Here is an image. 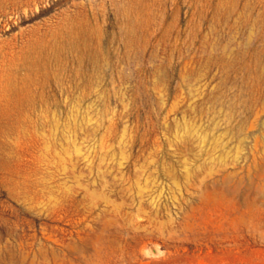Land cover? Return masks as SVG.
Listing matches in <instances>:
<instances>
[{
    "label": "rangeland",
    "instance_id": "1",
    "mask_svg": "<svg viewBox=\"0 0 264 264\" xmlns=\"http://www.w3.org/2000/svg\"><path fill=\"white\" fill-rule=\"evenodd\" d=\"M0 264H264V0H0Z\"/></svg>",
    "mask_w": 264,
    "mask_h": 264
}]
</instances>
